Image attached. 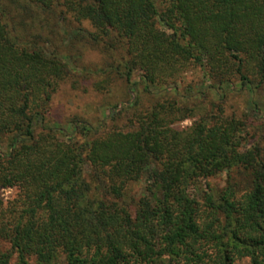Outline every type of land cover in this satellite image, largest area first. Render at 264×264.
<instances>
[{"label":"trees","instance_id":"obj_1","mask_svg":"<svg viewBox=\"0 0 264 264\" xmlns=\"http://www.w3.org/2000/svg\"><path fill=\"white\" fill-rule=\"evenodd\" d=\"M28 11L105 54L97 89L127 85L97 126L51 123L72 69ZM263 89L264 0H0V264H264V126L246 143L226 110Z\"/></svg>","mask_w":264,"mask_h":264},{"label":"rangeland","instance_id":"obj_2","mask_svg":"<svg viewBox=\"0 0 264 264\" xmlns=\"http://www.w3.org/2000/svg\"><path fill=\"white\" fill-rule=\"evenodd\" d=\"M5 3H11V0H2ZM23 32L25 36L32 34H42L44 37L47 32L53 33L50 49L56 47L66 53L63 57L68 67L72 69L68 80H63L57 86L50 105L49 119L51 123L60 126L77 117L88 121L97 126L104 118L106 109L109 106L123 103L129 99L128 88L125 82L112 75L108 84L102 89H97L96 81L104 78L102 72H98L104 67L105 54L97 47H90L83 43L70 45L71 28L64 21H59L54 13H41L28 11L22 13ZM86 25V23H84ZM138 72H134L133 79H136ZM191 75L198 84L202 77L192 71ZM152 93L143 92L141 94L142 106L151 104L154 99L155 90ZM247 93V92H246ZM244 93V97L233 96L227 104V112H235L236 116L242 117L246 121V143H254L262 132L264 126V89L258 91L252 98L249 93ZM259 109L258 113L255 111ZM131 115L130 110L122 113V118L111 124L121 126L126 123ZM192 119H185L176 124L178 128L189 126ZM256 132V135L254 134ZM254 135V136H252ZM225 176H217L209 179L213 185L221 186L224 183ZM144 181L135 183L133 191L138 195L143 190ZM15 193V188H6L1 190L2 198L7 201ZM32 263V262H31ZM30 263V264H31ZM10 264H18L16 255H13ZM238 264H251L247 258L242 259Z\"/></svg>","mask_w":264,"mask_h":264}]
</instances>
